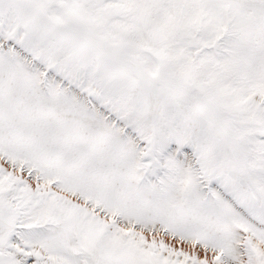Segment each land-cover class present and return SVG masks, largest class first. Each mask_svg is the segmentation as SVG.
Segmentation results:
<instances>
[{
  "label": "snow or ice",
  "instance_id": "snow-or-ice-1",
  "mask_svg": "<svg viewBox=\"0 0 264 264\" xmlns=\"http://www.w3.org/2000/svg\"><path fill=\"white\" fill-rule=\"evenodd\" d=\"M0 264H264V0H0Z\"/></svg>",
  "mask_w": 264,
  "mask_h": 264
}]
</instances>
